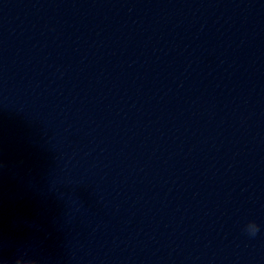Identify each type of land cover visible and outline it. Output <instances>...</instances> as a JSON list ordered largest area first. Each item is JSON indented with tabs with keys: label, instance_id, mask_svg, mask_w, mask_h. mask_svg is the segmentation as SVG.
Masks as SVG:
<instances>
[{
	"label": "clouds",
	"instance_id": "clouds-1",
	"mask_svg": "<svg viewBox=\"0 0 264 264\" xmlns=\"http://www.w3.org/2000/svg\"><path fill=\"white\" fill-rule=\"evenodd\" d=\"M250 224L253 225V227H252L250 230L248 229V231H249V233H250L251 235L255 236L256 233H257V231H258L257 226H256L254 223H250ZM16 264H20V261L18 260V261L16 262Z\"/></svg>",
	"mask_w": 264,
	"mask_h": 264
}]
</instances>
